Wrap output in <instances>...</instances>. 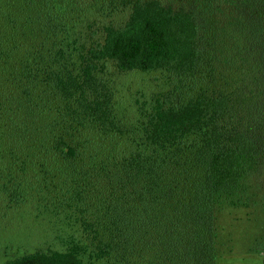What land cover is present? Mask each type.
Wrapping results in <instances>:
<instances>
[{"label":"trees","instance_id":"16d2710c","mask_svg":"<svg viewBox=\"0 0 264 264\" xmlns=\"http://www.w3.org/2000/svg\"><path fill=\"white\" fill-rule=\"evenodd\" d=\"M1 13L23 20L25 48L4 90L16 119L0 153L20 172L4 189L71 232L0 264H218V214L264 215V0H0ZM133 72L171 88L129 121L112 76Z\"/></svg>","mask_w":264,"mask_h":264},{"label":"rangeland","instance_id":"374dc122","mask_svg":"<svg viewBox=\"0 0 264 264\" xmlns=\"http://www.w3.org/2000/svg\"><path fill=\"white\" fill-rule=\"evenodd\" d=\"M22 25L18 14H0V126L3 127L16 119L15 111L5 108L10 103L3 97L4 90L15 85L16 75L12 72L20 67L21 58H25V48L20 46L18 37ZM112 78L118 88L119 114L129 121L136 118V99L143 101L171 88L170 81L161 72H133ZM11 161L6 152L0 153V262L38 249H62L59 237L71 232L62 218L45 211L36 201L21 207L11 202V194L4 189V184L11 186L8 178L17 180L20 176L14 162L11 167ZM256 211L226 208L218 214V264H264V215Z\"/></svg>","mask_w":264,"mask_h":264}]
</instances>
